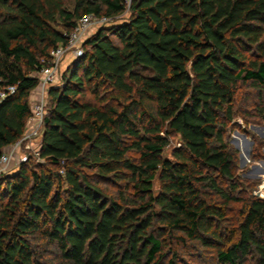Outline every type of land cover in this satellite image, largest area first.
Masks as SVG:
<instances>
[{
	"label": "trees",
	"instance_id": "obj_1",
	"mask_svg": "<svg viewBox=\"0 0 264 264\" xmlns=\"http://www.w3.org/2000/svg\"><path fill=\"white\" fill-rule=\"evenodd\" d=\"M124 13V0H0V90L15 87L0 156L30 124L49 53L83 16ZM128 13L48 92L40 162L0 178V264H202L208 251L264 264V199L228 143L235 120H264V0H132Z\"/></svg>",
	"mask_w": 264,
	"mask_h": 264
},
{
	"label": "built area",
	"instance_id": "obj_2",
	"mask_svg": "<svg viewBox=\"0 0 264 264\" xmlns=\"http://www.w3.org/2000/svg\"><path fill=\"white\" fill-rule=\"evenodd\" d=\"M131 2L132 0H124L125 12H128ZM122 20L123 19L121 17L114 22L105 17L85 15L77 22L75 28L66 37L65 43L57 46L49 53V63L39 73L38 89L40 90V97L37 105L33 107L34 112L30 121L31 126L19 141L8 148V153L4 152L0 156V177L10 172V169L7 168L8 163L11 161L13 156L21 152L22 149L26 150L28 154L23 156L21 155L22 157H20V163L28 160L32 155L38 158V148H35V144H37L38 141L40 143L42 123L45 116L46 105L48 103V92L51 89L61 87L62 71H60V68L64 59L66 57H70V59L75 60L82 56L84 42L87 41V38H89L88 34L93 28L100 29L109 27L117 22H121ZM14 93L15 87L13 86H8L0 90V102ZM257 193L260 192L257 191Z\"/></svg>",
	"mask_w": 264,
	"mask_h": 264
},
{
	"label": "rangeland",
	"instance_id": "obj_3",
	"mask_svg": "<svg viewBox=\"0 0 264 264\" xmlns=\"http://www.w3.org/2000/svg\"><path fill=\"white\" fill-rule=\"evenodd\" d=\"M129 16V13L126 11L123 15H122V19H127ZM99 29L97 28H93L89 34L88 37L90 38L91 36H93ZM87 38V39H89ZM86 42V41H85ZM84 42V43H85ZM74 60L69 58H65L64 62L62 63V66L60 68V71H62V74L64 73V71H66L70 64L73 62ZM247 88L243 87L241 90H239L237 96H236V100L239 102V104H241L242 102L247 105H250L251 100L249 99V101H245L244 97L245 95H247ZM40 97V90L37 88L32 94H31V99H30V108H31V113L33 115V110L39 100ZM251 118H248V120ZM251 121V120H249ZM235 124H237L236 128H234L230 134H229V138H228V143L229 145L236 151L237 153V169H238V175L240 176V178L242 180H245L247 182H249L250 184H253V189H252V195L257 196L261 199H264V189L262 190V192L259 194L257 193V191H259V188L261 187V185L264 183V161L263 160H253L251 158L253 150L255 149V145H254V139H257L259 141L263 142L264 145V120L262 121H256L253 123H245L243 120L238 119L234 121ZM31 126V124L28 125V127L26 128V131L28 130V128ZM235 139L237 140L239 143V150L236 149V143H231V140ZM39 143V141L37 142V144ZM35 144V148H38V145ZM180 147V143H179V139L177 137L171 138L170 142H169V146L166 148V150L163 152L162 157L163 158H170V154L171 152L175 149V148H179ZM251 151L250 155L248 158H246V152L247 151ZM5 153H8L9 150H5ZM261 153L264 155V147L261 150ZM28 152H26V150L22 149L21 152H19L18 154H15L13 156V158L11 159V161L8 163L7 168L10 169V172L6 173L4 176L0 177V178H6V177H11L13 176L19 169V167L23 164L26 163L28 160L24 161L23 163H20V157H22L23 155H27ZM22 155V156H21ZM244 157V160H242V158L240 156ZM32 161L35 163L40 162V160L32 155L31 157ZM1 182V181H0ZM260 195V196H259ZM203 263L202 264H217L216 260L214 258V253L211 251H208L207 253L203 254ZM189 264V263H186ZM190 264H200L197 261H195V263H190ZM246 264H251V261H248Z\"/></svg>",
	"mask_w": 264,
	"mask_h": 264
},
{
	"label": "water",
	"instance_id": "obj_4",
	"mask_svg": "<svg viewBox=\"0 0 264 264\" xmlns=\"http://www.w3.org/2000/svg\"><path fill=\"white\" fill-rule=\"evenodd\" d=\"M231 143H236V144H237V145H236V149L239 150V144H238L239 142H238L237 140L232 139V140H231ZM250 152H251L250 150L246 152V158L249 157ZM240 157L242 158V160H244V157H243L242 155H241Z\"/></svg>",
	"mask_w": 264,
	"mask_h": 264
},
{
	"label": "bare ground",
	"instance_id": "obj_5",
	"mask_svg": "<svg viewBox=\"0 0 264 264\" xmlns=\"http://www.w3.org/2000/svg\"><path fill=\"white\" fill-rule=\"evenodd\" d=\"M263 189H264V183L261 185L259 192L261 193Z\"/></svg>",
	"mask_w": 264,
	"mask_h": 264
}]
</instances>
